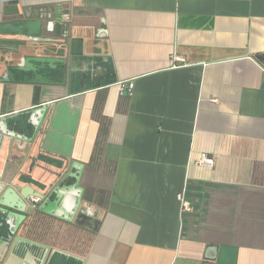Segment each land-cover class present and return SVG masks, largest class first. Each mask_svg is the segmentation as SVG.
<instances>
[{
  "label": "crops",
  "instance_id": "crops-1",
  "mask_svg": "<svg viewBox=\"0 0 264 264\" xmlns=\"http://www.w3.org/2000/svg\"><path fill=\"white\" fill-rule=\"evenodd\" d=\"M25 13L66 37L59 55L0 48V209L17 235L75 256L57 264H264V0H0L1 26ZM25 56L64 59L63 83L8 79ZM36 118L68 161L62 208L12 185L31 150L13 136Z\"/></svg>",
  "mask_w": 264,
  "mask_h": 264
},
{
  "label": "water",
  "instance_id": "water-1",
  "mask_svg": "<svg viewBox=\"0 0 264 264\" xmlns=\"http://www.w3.org/2000/svg\"><path fill=\"white\" fill-rule=\"evenodd\" d=\"M31 13H25V18L23 19H12L8 21V24L6 26H1L0 24V33H8V34H16L18 39H20L22 42L19 43V46L10 47L5 44L6 40L2 41L0 44V48L2 49H10L14 50L16 52H19L21 50V53H23L24 48L27 47H34L36 50H39L41 47L40 45H49L52 47V50H54L55 53L58 55L61 54L62 48L59 46L60 43H64L62 40L66 37V33L64 31H59L58 33H55L53 37H45L42 36V19L44 17L43 14L39 16L37 19L27 18L30 17ZM61 16V15H60ZM52 22V21H51ZM52 25H54V22H52ZM53 27V26H52ZM64 26L60 25V28H63ZM53 30V29H52ZM64 50V47H63ZM36 53V51H35ZM61 56V55H60ZM55 57H36L32 58L29 56H25L24 59H28L29 61H34L32 66H28L27 63H21V60L12 59L7 62L10 64L14 63L12 65L11 70L6 72V76L8 79H13L14 75H20L21 78H19L21 82H30L35 85H43V86H56L59 84H62L63 81L58 82L52 80L49 76H52L55 73H61L62 76H65V63L64 59L56 58ZM20 59V58H19ZM19 63V64H18ZM62 63V68H58L57 64ZM264 64V61H263ZM14 69L15 71H13ZM16 72L17 74H15ZM5 75V74H4ZM31 75V78H28V80H25L24 77H29ZM42 111H37L38 115L41 114ZM41 119L38 118L34 119L33 121H20L19 128L21 129L20 132H16L13 136V138H18L20 140H23L27 143L31 142V150L29 154L26 156L27 162L23 165L22 169L19 171V173L15 177V182L12 183L13 186H22L24 185L27 188L32 189V192L28 196H33V198H38V201H32L30 200L28 203L36 208V204L39 202L40 199L44 198L45 200L51 201L56 208L61 207L63 203V195L62 190L60 188V184H62L65 181L64 175L68 176L69 174H66L65 172L68 167V161L55 156L53 154H50L41 148V139L43 136V133L46 129V123L47 118H45L42 122ZM1 143V142H0ZM10 141L7 143L6 148L9 147ZM24 147V144L22 148ZM1 148V147H0ZM47 156L50 158H56L59 160H62L64 162L63 166L59 171L53 170V168H49L45 166L44 164H41L39 156ZM6 162V158L4 159L3 166L0 170V173L3 171L4 165ZM76 167V165H74ZM35 168H40L43 170V173H41V176H38V173L36 172ZM80 168V167H76ZM46 172L49 173L52 177L46 175ZM80 173V172H79ZM20 176H24L28 179H32L35 181H38L39 183L44 185V190H41L37 186H34L29 181H22L18 180ZM70 176H72L70 174ZM75 179L78 180L79 174L76 173L74 175ZM73 179V178H72ZM3 184L0 183V204L2 206H5L6 203V196L3 194ZM8 193H11V191H8ZM24 198V195H22ZM81 202V189L79 188V193L77 194L76 199L74 200V203L72 204V211L77 212L78 207ZM28 204H23V210L26 208ZM38 210L44 211V208L41 206L37 207ZM5 209H0V257L4 259V264H53L55 262V257H62L64 259H71L75 258V256L63 252L58 249H51L49 246L44 245L42 243H39L35 240H31L29 238L17 235V227L15 222L11 220L10 217L7 216V212H4ZM56 211V210H53ZM1 212H4L3 216ZM74 212V213H75ZM56 213H58L56 211ZM71 213V212H70ZM74 214H72L73 217ZM23 217V215H22ZM70 218V220L72 219ZM5 229V232H4Z\"/></svg>",
  "mask_w": 264,
  "mask_h": 264
},
{
  "label": "trees",
  "instance_id": "trees-1",
  "mask_svg": "<svg viewBox=\"0 0 264 264\" xmlns=\"http://www.w3.org/2000/svg\"><path fill=\"white\" fill-rule=\"evenodd\" d=\"M4 159L5 158H2L0 159V170L3 166V162H4ZM39 159L41 162V164H44L45 166L49 167V168H53V170H56V171H59L61 169V167L63 166L64 162L62 160H59V159H54V158H50V157H47V156H39ZM36 169V172L38 173V176H41L43 173V170L40 169V168H35ZM46 175L50 176V178L52 177L51 175H49V173L46 172ZM18 180H22V181H29L31 182L32 185L34 186H37L38 188H40L41 190H44V185L39 183L38 181H35V180H32V179H28L24 176H20L18 178ZM55 262L53 264H57V263H61V261L63 260L62 257H55Z\"/></svg>",
  "mask_w": 264,
  "mask_h": 264
},
{
  "label": "built area",
  "instance_id": "built-area-1",
  "mask_svg": "<svg viewBox=\"0 0 264 264\" xmlns=\"http://www.w3.org/2000/svg\"><path fill=\"white\" fill-rule=\"evenodd\" d=\"M61 18L64 22H67V21H69L70 16L68 13L65 12L62 14ZM128 87L131 88L132 85L129 84ZM197 163L200 165H203V166L213 167L214 159H213V157L209 156L208 154L202 153L200 158L198 159ZM32 201H38V198H32ZM183 208L189 209V205L187 203L183 202Z\"/></svg>",
  "mask_w": 264,
  "mask_h": 264
}]
</instances>
